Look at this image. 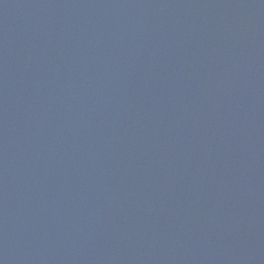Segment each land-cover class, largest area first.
<instances>
[{"label":"water","instance_id":"obj_1","mask_svg":"<svg viewBox=\"0 0 264 264\" xmlns=\"http://www.w3.org/2000/svg\"><path fill=\"white\" fill-rule=\"evenodd\" d=\"M0 264H264V0H0Z\"/></svg>","mask_w":264,"mask_h":264}]
</instances>
